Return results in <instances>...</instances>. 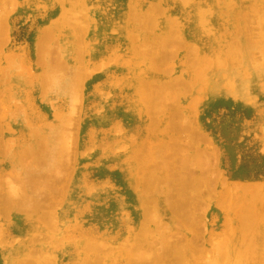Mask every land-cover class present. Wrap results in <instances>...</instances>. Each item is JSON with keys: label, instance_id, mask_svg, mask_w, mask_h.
I'll return each mask as SVG.
<instances>
[{"label": "rangeland", "instance_id": "rangeland-1", "mask_svg": "<svg viewBox=\"0 0 264 264\" xmlns=\"http://www.w3.org/2000/svg\"><path fill=\"white\" fill-rule=\"evenodd\" d=\"M261 187L264 0H0V264H264Z\"/></svg>", "mask_w": 264, "mask_h": 264}, {"label": "bare ground", "instance_id": "bare-ground-1", "mask_svg": "<svg viewBox=\"0 0 264 264\" xmlns=\"http://www.w3.org/2000/svg\"><path fill=\"white\" fill-rule=\"evenodd\" d=\"M184 0H178V2H183ZM186 1V0H185ZM210 4V3H209ZM136 9V8H135ZM206 12V11H205ZM133 14V13H132ZM203 16V15H202ZM205 20V19H204ZM202 21V20H201ZM206 22V21H205ZM57 24V23H56ZM53 26V25H52ZM200 26H201V24H200ZM203 26V25H202ZM134 44V43H133ZM189 47V46H188ZM75 50V49H74ZM74 79V78H73ZM71 81H72V79H71ZM73 82V81H72ZM242 85V84H241ZM238 87V86H237ZM71 90H72V88H70ZM240 89H242V88H240ZM69 90V89H68ZM67 92V91H66ZM70 92V91H69ZM243 94H245V93H243ZM242 98V97H241ZM196 111V110H195ZM39 135V134H38ZM48 140V139H47ZM43 141V140H42ZM44 144V143H43ZM38 152V151H37ZM35 156H36V154H35ZM55 162V161H54ZM54 164V163H53ZM169 170V169H168ZM30 172V171H29ZM169 175V174H168ZM159 183V182H158ZM45 184V183H44ZM157 185V184H156ZM257 187V186H256ZM251 188H253V187H251ZM251 188H249L250 190H251ZM262 188V187H261ZM35 189V188H34ZM49 189V188H48ZM257 189V188H256ZM260 189V188H259ZM263 189V188H262ZM254 190V189H253ZM261 190V189H260ZM259 190V191H260ZM10 191H11V189H10ZM255 191V190H254ZM13 193V192H12ZM197 194V193H196ZM256 195V194H255ZM251 198V197H250ZM253 199H256V198H253ZM264 200V199H263ZM256 201V200H255ZM254 201V202H255ZM37 203V202H36ZM34 206V205H33ZM248 225V224H247ZM246 227V226H245ZM242 233V232H241ZM140 242H142V241H140ZM94 246V245H93ZM85 250V249H84ZM51 252H52V250H51ZM133 254V253H132ZM97 256V255H96ZM131 263V262H130ZM47 264H48V262H47Z\"/></svg>", "mask_w": 264, "mask_h": 264}, {"label": "crops", "instance_id": "crops-1", "mask_svg": "<svg viewBox=\"0 0 264 264\" xmlns=\"http://www.w3.org/2000/svg\"><path fill=\"white\" fill-rule=\"evenodd\" d=\"M263 189H264V187H263Z\"/></svg>", "mask_w": 264, "mask_h": 264}]
</instances>
